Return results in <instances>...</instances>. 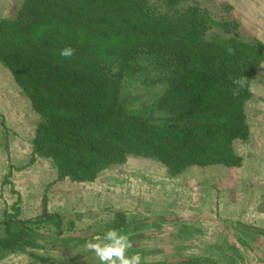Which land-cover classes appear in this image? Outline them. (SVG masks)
I'll list each match as a JSON object with an SVG mask.
<instances>
[{"label": "trees", "instance_id": "1", "mask_svg": "<svg viewBox=\"0 0 264 264\" xmlns=\"http://www.w3.org/2000/svg\"><path fill=\"white\" fill-rule=\"evenodd\" d=\"M220 8L210 12L200 0H23L12 19L0 20V62L40 116L30 163L48 159L55 183L95 182L130 157L155 160L172 176L192 167H241L234 143L250 137L246 104L264 46L239 37L238 21L222 15L229 7ZM68 47L73 55L62 56ZM240 79L244 88L235 83ZM130 80L141 81L143 94L123 93ZM13 210L0 222V251L41 247L47 222L63 231L62 216L46 208L30 219ZM126 214L116 212L107 230L122 229L132 244L141 227ZM138 251L132 246L129 254Z\"/></svg>", "mask_w": 264, "mask_h": 264}, {"label": "rangeland", "instance_id": "2", "mask_svg": "<svg viewBox=\"0 0 264 264\" xmlns=\"http://www.w3.org/2000/svg\"><path fill=\"white\" fill-rule=\"evenodd\" d=\"M200 1L213 13L226 4L230 10L222 15L238 21L239 37L257 39L264 46V0ZM0 77V222L8 213L15 214L14 207L20 209L21 219L41 216L45 208L63 218L61 234L55 225L44 223L39 230L41 247L0 251V264H100L85 243L102 236L116 212H126L128 222L141 227L132 233L137 238L131 245L142 251L138 253L144 263L203 258L209 264H264V235H245L232 225L264 229V63L252 79L253 97L246 104L250 137L234 143L243 157L241 167H192L172 176L155 160L130 157L94 183L57 184L58 173L49 160L30 163L40 116L1 62ZM141 89V81H125L123 93L135 97L143 94ZM234 190L240 198L236 202L229 195ZM255 209L259 219L245 221L248 211ZM4 233L0 224V235Z\"/></svg>", "mask_w": 264, "mask_h": 264}, {"label": "clouds", "instance_id": "3", "mask_svg": "<svg viewBox=\"0 0 264 264\" xmlns=\"http://www.w3.org/2000/svg\"><path fill=\"white\" fill-rule=\"evenodd\" d=\"M74 49L71 47L61 50V55L71 57ZM238 88H244L245 79L235 81ZM85 247L94 252L100 264H144L140 253L129 254L132 247L130 235L122 229H108L102 236H96L85 243Z\"/></svg>", "mask_w": 264, "mask_h": 264}, {"label": "crops", "instance_id": "4", "mask_svg": "<svg viewBox=\"0 0 264 264\" xmlns=\"http://www.w3.org/2000/svg\"><path fill=\"white\" fill-rule=\"evenodd\" d=\"M22 0H0V20H2V19H12L14 16H15V13H14V10L16 9V10H18L19 8H20V6H21V4H22V2H21ZM14 8V9H13ZM15 10V11H16ZM13 14H14V16H13ZM1 78V77H0ZM48 160V159H47ZM28 165H26V167H27ZM25 167V166H24ZM55 171V170H54ZM103 173V172H102ZM57 174V173H56ZM57 177H58V175H57ZM56 180V178L53 180V181H55ZM66 181V180H65ZM70 181V180H69ZM64 181H62V182H58L57 184H60V183H63ZM75 183V182H74ZM86 183H88V182H86ZM89 183H92V182H89ZM94 183V182H93ZM259 187H261V186H259ZM235 192V190L234 191H231V193L229 194L230 195V197H232V201L233 202H236L237 200H238V198H239V196L238 195H235V194H233ZM240 199V198H239ZM223 206L225 207H227L228 209H230V207H229V205L228 204H226V202H224L223 203ZM234 206L236 207V208H238L239 207V205L238 204H234ZM234 207V208H235ZM258 207V206H257ZM234 208H232L233 209V212H236V210L234 209ZM247 208H250V207H247ZM239 210H241V208H238ZM244 209L245 210H247L246 209V207H244ZM260 211H263V210H260ZM230 212H231V210H230ZM245 212V211H244ZM258 211H257V209H255V210H253V211H248V214H246V220L245 221H251L250 219H253V220H255L256 218H258V217H260L259 216V214L257 213ZM229 216V215H228ZM248 219V220H247ZM259 219V218H258ZM4 253H7V252H4Z\"/></svg>", "mask_w": 264, "mask_h": 264}]
</instances>
